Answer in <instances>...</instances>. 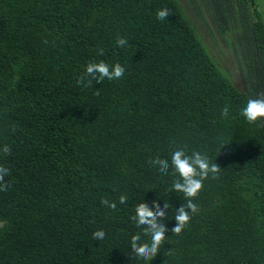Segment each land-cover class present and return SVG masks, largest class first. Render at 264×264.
I'll list each match as a JSON object with an SVG mask.
<instances>
[{"label":"trees","instance_id":"obj_1","mask_svg":"<svg viewBox=\"0 0 264 264\" xmlns=\"http://www.w3.org/2000/svg\"><path fill=\"white\" fill-rule=\"evenodd\" d=\"M191 1L229 33L243 88L177 0H0V264H264V118L241 115L264 93V21L256 0ZM101 61L123 76L86 73ZM178 150L218 167L195 197L174 188ZM141 203L164 212L148 260Z\"/></svg>","mask_w":264,"mask_h":264},{"label":"clouds","instance_id":"obj_2","mask_svg":"<svg viewBox=\"0 0 264 264\" xmlns=\"http://www.w3.org/2000/svg\"><path fill=\"white\" fill-rule=\"evenodd\" d=\"M171 10L168 8H161L157 10L156 17L159 20H164L168 17ZM116 43L118 45H124L126 41L120 37L117 39ZM86 73L89 75L98 74L97 79L103 80L105 77L109 80L119 79L124 74V68L120 64H114L111 71L109 66L104 62L99 63H89L86 65ZM222 114L227 116L228 108L224 107ZM241 115L249 122H255L260 118H264V93H261L257 98L249 97L246 102V106L241 109ZM3 154H10L11 148L8 145H4L2 148ZM161 166L162 170L168 168L167 161L155 160ZM172 165L174 166L176 172L183 179V183L176 182L174 188L178 191H183L187 197H195L198 192L203 187L202 181L207 178L209 171L216 173L218 167L216 165H209L206 158L201 157L198 153H193L192 157L185 155L184 151H175L172 155ZM9 175V169L3 165H0V191H7L10 184L5 181V176ZM197 177H200L199 179ZM125 200L124 196L120 197V201L123 203ZM105 202V201H102ZM188 206L193 212H196V206L189 201ZM114 209L116 207L115 203L111 204ZM163 217L164 212L157 211L154 212L146 203H141L136 208V216L134 219L140 225H147L148 229L146 231L151 233V244H140L137 246L136 241L139 236L132 237V248L135 253L145 260L151 259L156 255L159 245L164 240L165 228L159 225L157 222V217ZM190 217L188 213L181 208L179 210V215L176 216L177 226L173 229L175 233H180L184 225L189 221ZM104 231L97 230L93 233L94 238L103 239Z\"/></svg>","mask_w":264,"mask_h":264},{"label":"rangeland","instance_id":"obj_3","mask_svg":"<svg viewBox=\"0 0 264 264\" xmlns=\"http://www.w3.org/2000/svg\"><path fill=\"white\" fill-rule=\"evenodd\" d=\"M177 1L181 9L192 22L203 46L206 48L211 58L222 71L226 72L227 77L233 84L239 88H243V81L236 65L234 55L231 53L228 44L224 42V40L229 37V33H220L208 13H198V7L195 8V4L192 3L191 0ZM256 7L264 21V0H256Z\"/></svg>","mask_w":264,"mask_h":264}]
</instances>
